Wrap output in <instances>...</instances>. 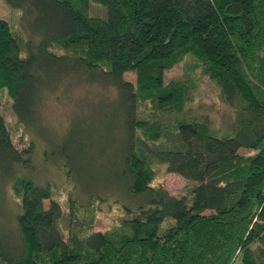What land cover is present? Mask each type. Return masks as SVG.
Segmentation results:
<instances>
[{"label":"trees","instance_id":"trees-1","mask_svg":"<svg viewBox=\"0 0 264 264\" xmlns=\"http://www.w3.org/2000/svg\"><path fill=\"white\" fill-rule=\"evenodd\" d=\"M21 2L55 18L41 27L48 32L26 33L35 53L76 60L81 73L125 94L127 182L119 192L141 201L120 204L125 214L115 226L70 232L65 239L61 205L50 187L15 174L19 244L0 241V264H264V0ZM90 3L101 5L105 16L93 14ZM19 38L0 19V95L16 107L38 67L32 54L22 56ZM180 62L183 79L166 82L164 72ZM128 72H134V84L123 78ZM203 76L235 110L232 131L187 114L186 103ZM140 106L150 109L144 117ZM32 148L14 145L0 112V159L30 171ZM154 163L194 181L190 198L152 186ZM77 186L88 195L93 216L102 194Z\"/></svg>","mask_w":264,"mask_h":264},{"label":"rangeland","instance_id":"rangeland-1","mask_svg":"<svg viewBox=\"0 0 264 264\" xmlns=\"http://www.w3.org/2000/svg\"><path fill=\"white\" fill-rule=\"evenodd\" d=\"M89 6L93 14L105 16L106 11L101 5L90 3ZM0 19L7 21L20 35L22 56L32 54L38 66L26 99L19 106H14L5 93L0 95V112L14 145L22 149L33 144L29 155L30 171L0 159V241L19 244L15 224L19 207L11 188L13 176L18 173L30 177L36 185L50 187L52 198L61 205L59 229L65 239L70 232L84 234L90 228L106 230L115 226L125 214L120 204L132 207L133 204L140 205L141 201L133 198L132 202L119 192L127 182L122 175L130 116L125 94L118 95L116 87L102 83V79L92 80L91 74L81 73L76 69V60L54 61L42 51L35 53L36 46L29 43L26 33L29 35L32 30L48 32L41 27L53 24L52 13L38 12L22 4L21 0L13 4L0 0ZM39 38V34L33 36L35 41ZM52 50L62 52L57 48ZM183 76V62L164 72L166 82L182 80ZM123 78L135 83L134 72L125 73ZM13 108L21 117L20 123ZM185 109L188 115L199 119L207 117L222 132L234 129L235 110L224 101L216 84L205 76L197 82ZM139 111L144 117L150 109L140 106ZM173 139L169 136L168 142L173 143ZM239 153L247 151L240 149ZM152 167L155 173L152 186L160 185L176 197L190 198L194 181L168 172L165 163H154ZM10 168H13L11 173L5 176ZM78 183L91 193L102 194L93 216L87 208L90 206L88 195L77 186ZM43 205L47 208L49 200H44ZM90 217L93 220L89 225Z\"/></svg>","mask_w":264,"mask_h":264}]
</instances>
